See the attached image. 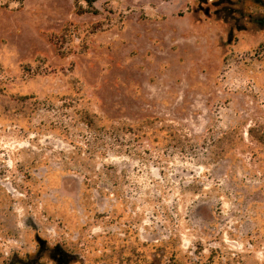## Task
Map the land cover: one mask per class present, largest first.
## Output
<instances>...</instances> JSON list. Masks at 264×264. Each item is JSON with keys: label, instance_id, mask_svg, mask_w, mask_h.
I'll return each instance as SVG.
<instances>
[{"label": "rangeland", "instance_id": "obj_1", "mask_svg": "<svg viewBox=\"0 0 264 264\" xmlns=\"http://www.w3.org/2000/svg\"><path fill=\"white\" fill-rule=\"evenodd\" d=\"M79 8L0 0V264H264V0Z\"/></svg>", "mask_w": 264, "mask_h": 264}, {"label": "trees", "instance_id": "obj_2", "mask_svg": "<svg viewBox=\"0 0 264 264\" xmlns=\"http://www.w3.org/2000/svg\"><path fill=\"white\" fill-rule=\"evenodd\" d=\"M89 6L88 10H84L83 8H81L80 0H76V5L79 6V10L78 13L83 14V13H97V10H95L94 8V4L98 1V0H85ZM259 52H263L264 53V43L259 47ZM79 124L83 125L85 127V132L87 134H89L90 136H92V138H94L95 140L99 139V138H103L105 136V134L107 135V137L109 138H113V134L104 128H99L96 123L87 115H83L79 118V120L77 121ZM105 133V134H104ZM258 140L260 141V143L264 144V133L262 134V136H260L258 138ZM90 143V142H88Z\"/></svg>", "mask_w": 264, "mask_h": 264}]
</instances>
